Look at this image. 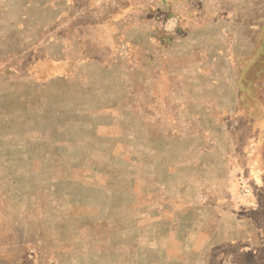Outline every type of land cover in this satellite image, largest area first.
<instances>
[{"label": "rangeland", "instance_id": "rangeland-1", "mask_svg": "<svg viewBox=\"0 0 264 264\" xmlns=\"http://www.w3.org/2000/svg\"><path fill=\"white\" fill-rule=\"evenodd\" d=\"M244 1L195 24L232 48L204 71L177 52L201 0H0V264H264V4Z\"/></svg>", "mask_w": 264, "mask_h": 264}, {"label": "crops", "instance_id": "crops-1", "mask_svg": "<svg viewBox=\"0 0 264 264\" xmlns=\"http://www.w3.org/2000/svg\"><path fill=\"white\" fill-rule=\"evenodd\" d=\"M170 1H172V0H166L165 5H163V6L165 7L166 3L170 2ZM201 1H202L201 6L197 9V11H192V12H189V13L187 12L188 13L187 16H186L187 20L184 23V27L188 26L187 30H188L189 33H193V32L198 31L200 33L199 37H201V38H199L197 40L198 43H197L196 46L192 45V47H191L192 49H187L185 46H183V45L180 46V44H179L177 52L179 53V52L182 51V49H184L185 51H182V53H188L190 51H191V53L195 52V54L200 53L199 59H201V65H202L204 71L207 70V68H209V65H208L207 61H209V60H211L213 58H215V59L222 58L224 60H228L229 59L231 64H232V60L230 58V54L232 53V51H231L232 48L229 47L228 45L223 46L220 43V40H216V42H218V44L220 46H218L217 48L213 47L212 46L213 40L211 39V37H213V35L207 29H204V28L199 29V27H195V24H200V21H202V20H205V21L213 20V22L216 23L218 18H219L217 16L220 15L218 13V11L221 12V9H219L218 6H219V4L225 3V0H201ZM237 1L238 2H235V3H239V1H241V0H237ZM246 1L247 0H245L244 2H246ZM176 2H178V1H176ZM212 3L216 4V6L215 7L212 6ZM263 4H264V0H263ZM213 8H215V10H213ZM206 9H209V11H204ZM245 10H246V7L242 6L241 7V11L240 10H236V8H235L234 10H231L228 13H231V19H238L241 24H245L244 21H245V18H247V16H246L247 14H246ZM257 11L259 12V10H257ZM166 14L168 16V17L165 18L166 20L164 19V15L163 14H162V17H160V15L159 16L156 15V17H155L156 19L155 20L161 22L160 23L161 27H165V25H163V24L167 21L166 22V26H167L166 29L169 30V28H171V27L168 28V26L172 25V19H173V18H170V17H173V14L172 13L170 14V10H167ZM181 16H183V15H181ZM243 16H245L244 19H243ZM222 17H224V16H222ZM234 17H236V18H234ZM257 18H258V16H257ZM176 19H179V18L177 17ZM200 19H202V20H200ZM181 20L182 19H180V21ZM251 26H255V25L251 24ZM188 35H184V36L187 37ZM218 35L219 36H224L225 34L221 33V30H220ZM184 39H185V41H187L186 38H184ZM226 49H227V53H226ZM213 53H218V54L215 55ZM224 53H226L225 55H226L227 58L223 57ZM237 53H238L239 56H241V57L243 56V53L241 51H238ZM239 59H242V58H239ZM168 62H170V61H167V63ZM230 66H232V65H230Z\"/></svg>", "mask_w": 264, "mask_h": 264}]
</instances>
